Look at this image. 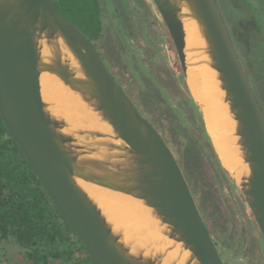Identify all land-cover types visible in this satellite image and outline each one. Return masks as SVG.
Segmentation results:
<instances>
[{
  "label": "water",
  "instance_id": "obj_1",
  "mask_svg": "<svg viewBox=\"0 0 264 264\" xmlns=\"http://www.w3.org/2000/svg\"><path fill=\"white\" fill-rule=\"evenodd\" d=\"M150 1L174 42L216 155L264 239V109L218 0ZM187 19L197 22L207 64L216 71L222 100L235 120L233 133L248 165L240 178L223 164L205 106L189 83ZM44 72L78 95L109 129L74 127L56 113V103L42 91ZM0 115L94 264L178 261L154 240L155 226L143 219L140 226L135 218L113 220L81 181L141 202L160 235L189 253L182 264H225L171 147L116 80L94 41L67 19L56 0H0Z\"/></svg>",
  "mask_w": 264,
  "mask_h": 264
},
{
  "label": "rangeland",
  "instance_id": "obj_2",
  "mask_svg": "<svg viewBox=\"0 0 264 264\" xmlns=\"http://www.w3.org/2000/svg\"><path fill=\"white\" fill-rule=\"evenodd\" d=\"M106 1L98 47L108 68L171 147L226 264H264L261 231L222 168L158 11L150 0H123L130 7L118 20ZM218 2L264 109V0ZM162 29L177 62L169 61ZM0 248V264H25V250L13 240Z\"/></svg>",
  "mask_w": 264,
  "mask_h": 264
},
{
  "label": "trees",
  "instance_id": "obj_3",
  "mask_svg": "<svg viewBox=\"0 0 264 264\" xmlns=\"http://www.w3.org/2000/svg\"><path fill=\"white\" fill-rule=\"evenodd\" d=\"M56 1L67 19L91 40L100 38L103 25L99 0ZM10 240L25 250V264H94L0 115V244Z\"/></svg>",
  "mask_w": 264,
  "mask_h": 264
},
{
  "label": "bare ground",
  "instance_id": "obj_4",
  "mask_svg": "<svg viewBox=\"0 0 264 264\" xmlns=\"http://www.w3.org/2000/svg\"><path fill=\"white\" fill-rule=\"evenodd\" d=\"M188 56L193 64L189 69V83L195 95L205 106L206 123L212 135L215 147L223 164L236 178L248 171V165L241 156L237 144L238 137L234 135L235 120L229 111V105L224 102V92L220 87L216 71L207 62L204 54V39L201 36L197 22L187 19L185 23ZM44 97L56 103L55 112L64 114L74 127L83 126L108 130L103 123L86 105L81 98L71 92L54 74L44 72L41 76ZM82 186L94 197L104 211L118 222L135 218L134 224L141 225L142 219L151 227L152 236L160 248H167L168 257L182 264L188 257L173 241L160 235V227L151 222V213L143 208V204L127 195L112 192L89 182L81 181ZM121 209V210H120ZM130 236L127 234V237ZM163 237V238H162Z\"/></svg>",
  "mask_w": 264,
  "mask_h": 264
},
{
  "label": "flooded vegetation",
  "instance_id": "obj_5",
  "mask_svg": "<svg viewBox=\"0 0 264 264\" xmlns=\"http://www.w3.org/2000/svg\"><path fill=\"white\" fill-rule=\"evenodd\" d=\"M100 2H101V8H102V11H101V21H102V27H103V29H102V35L100 36V38L99 39H97V40H94V43L96 44V46H97V48H98V50H99V52H100V54H101V56H102V58H103V60H104V57H103V53H102V51L99 49V47H98V42L100 41V40H102L103 39V36H104V31H105V25H104V20H103V17H104V11H105V8H104V0H99ZM112 0H107L106 1V3H107V6L110 8L109 9V11L111 10L112 11V14H114L115 15V17H116V19L118 18V20H120V18H119V16H122L123 15V13H124V11L126 10V12H127V10H128V8L130 7V5H128V4H126V2L125 1H121V5L120 6H117V7H112ZM219 3V2H218ZM114 6V5H113ZM158 24H160V25H162L163 23H161V21H158ZM163 28V27H162ZM163 31H164V33H162L161 34V39H162V41L164 42V43H166V47H167V49H168V56H169V58H170V62H173V61H176L177 62V56H176V53H172V50H170V48H169V44H170V42H169V39H170V37L167 35V31H165L164 29H162ZM165 34V35H164ZM171 48H172V46H171ZM177 59V60H176ZM106 63V62H105ZM113 74V73H112ZM114 75V74H113ZM114 77H115V75H114ZM116 78V77H115ZM116 80H117V78H116ZM118 81V80H117ZM119 82V81H118ZM120 83V82H119ZM121 84V83H120ZM122 85V84H121ZM122 87H123V85H122ZM124 88V87H123ZM124 90H125V88H124ZM126 91V90H125ZM137 105V104H136ZM138 106V105H137ZM139 108V107H138ZM140 109V108H139ZM260 238H261V242H262V247H264V239H263V237L260 235ZM215 242V241H214ZM216 243V242H215ZM216 246H217V248H218V245H217V243H216ZM218 250H219V248H218ZM264 250V249H263ZM219 253H220V250H219ZM220 256H221V258H222V260H223V262L226 264V262H225V260L223 259V257H222V255H221V253H220Z\"/></svg>",
  "mask_w": 264,
  "mask_h": 264
}]
</instances>
